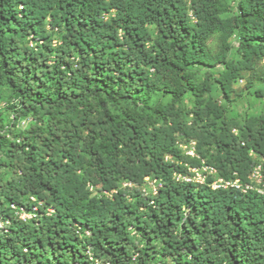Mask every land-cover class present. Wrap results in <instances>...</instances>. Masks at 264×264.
Returning a JSON list of instances; mask_svg holds the SVG:
<instances>
[{"label":"trees","instance_id":"obj_1","mask_svg":"<svg viewBox=\"0 0 264 264\" xmlns=\"http://www.w3.org/2000/svg\"><path fill=\"white\" fill-rule=\"evenodd\" d=\"M230 1L0 0L15 110L0 132V264H86L89 248L109 264H264V197L209 186L246 182L260 159L264 171V114L226 117L211 96L230 101L239 80L264 96V0L225 16ZM204 166L206 185L175 177ZM147 177L155 195L141 192ZM12 205L37 215L22 222Z\"/></svg>","mask_w":264,"mask_h":264},{"label":"rangeland","instance_id":"obj_2","mask_svg":"<svg viewBox=\"0 0 264 264\" xmlns=\"http://www.w3.org/2000/svg\"><path fill=\"white\" fill-rule=\"evenodd\" d=\"M189 1V0H188ZM235 1L238 0H231L228 3V11L225 13V16H230L234 13V4ZM152 30V28H150ZM58 35L54 36V40H56ZM237 41V40H236ZM236 41L231 39L230 43L232 45V49L229 52L230 58H236L238 57V51L236 50ZM33 44V43H32ZM218 44L217 38H212L209 41V45L213 50H216ZM210 70L204 68L201 72L199 77L205 76L207 73H209ZM255 87L263 90L264 92V85L262 84H256ZM255 88H252L250 90H247L245 88V80L238 81L235 84V93L231 95L230 101H226L220 91L214 87L213 92L211 93V96L218 101L222 107L226 109L225 115L226 117H233L238 119L239 121L243 122L246 118L252 115H259L264 114V96L262 98H258L254 95ZM158 101H162L163 103H166L169 101L168 98H160L159 96H153L151 99V103L155 104ZM13 102V96L11 95L10 90L7 88V86L0 82V132L1 134H4L8 131V128L10 127L11 122L13 121V118L15 116V110L10 108V104ZM191 104L190 98H185L182 102V106L189 108ZM32 123L30 118H22L17 121L15 131L17 135H21L23 131L30 126ZM14 133H8L7 137L9 140L15 139ZM183 142H180L182 144ZM184 152V150L182 149ZM10 175V172L5 169H0V178L7 179ZM154 188H158L157 185L151 184L145 185V189L148 193H152ZM162 261H165L164 258L159 257L152 261V264H162Z\"/></svg>","mask_w":264,"mask_h":264},{"label":"built area","instance_id":"obj_3","mask_svg":"<svg viewBox=\"0 0 264 264\" xmlns=\"http://www.w3.org/2000/svg\"><path fill=\"white\" fill-rule=\"evenodd\" d=\"M235 134H237V130H233ZM181 149L184 150V153L187 156L190 157H195V142L194 141H189L187 144L180 145ZM250 156H254V152L250 151L249 153ZM262 162L263 159L257 160L256 164H254L251 173L249 174L247 181L246 182H241L239 179H231V180H223L220 178H214V180L209 184L210 188L212 190H217V189H228L232 188L235 190H238L242 193H247V192H254L262 197H264V171L262 167ZM190 172L193 174L192 177H181L179 175H175L177 180H182L185 182H194L199 184L200 186L206 185V179L207 177H213L216 174V171L210 167L204 166L200 169H190ZM157 185L158 188L161 187V184L158 183L155 180H151L149 177L145 178V185H150L151 184ZM123 188H133L135 187L131 183H123L122 184ZM154 188L152 193H148L145 189V186L141 188V192L143 195H155L157 193V189ZM33 202H35L34 198H31ZM12 210L14 211L15 217H17L19 220L22 222H28L31 219L35 218L37 215V207L34 206L31 208L30 211H27L23 207H17L15 205L11 206ZM53 212L52 209H47V213L51 214ZM10 224V221L8 219H0V231L4 228L7 227ZM87 236H89V233H86ZM87 256V263L86 264H109L108 261L102 259L101 257H97L94 255L93 251L91 248H89L86 252Z\"/></svg>","mask_w":264,"mask_h":264}]
</instances>
